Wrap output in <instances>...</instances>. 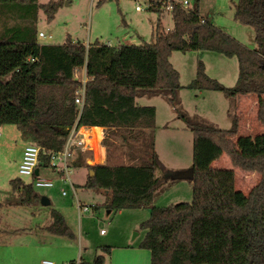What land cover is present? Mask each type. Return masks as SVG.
Returning a JSON list of instances; mask_svg holds the SVG:
<instances>
[{
  "label": "trees",
  "instance_id": "trees-1",
  "mask_svg": "<svg viewBox=\"0 0 264 264\" xmlns=\"http://www.w3.org/2000/svg\"><path fill=\"white\" fill-rule=\"evenodd\" d=\"M161 2L148 0L147 9L162 13ZM63 3L0 0V79L10 75V81L21 79L33 90L30 109L12 122L25 141L42 147L39 170L50 168L51 152L64 148L75 125L104 127L106 162L87 164L91 152L77 151L71 166L94 172L82 187L107 191L105 206L111 212L149 210V217L140 224L145 234L139 247L150 252V264H264V131L255 136L240 134L237 114L226 130L187 115L180 105V73L170 61L174 51L236 56L235 85L221 84L199 59L196 76L186 87L221 91L235 103L241 96L255 95L257 118L264 125V0L232 2L234 19L254 30V49L203 16L200 0H194L190 10L175 6L170 30L158 20L149 43L106 48L99 41L86 46L69 39L62 45L40 44L39 11L52 21ZM85 65L88 79L80 110L75 98L81 81L75 70ZM143 95L164 96L193 132L190 202L155 203L169 173L155 150L156 108L139 104L137 98ZM223 154L241 169L260 175L248 194L236 189L234 170L213 166ZM125 155L127 162L121 158ZM35 178L36 174L30 183L20 177L11 180L17 205L40 204ZM50 217L47 231L76 238L60 211L51 208ZM110 254L111 247L104 246L93 261L80 258V264H104Z\"/></svg>",
  "mask_w": 264,
  "mask_h": 264
},
{
  "label": "rangeland",
  "instance_id": "rangeland-1",
  "mask_svg": "<svg viewBox=\"0 0 264 264\" xmlns=\"http://www.w3.org/2000/svg\"><path fill=\"white\" fill-rule=\"evenodd\" d=\"M49 1L39 0V3ZM233 1L237 0H200L201 14L254 49V30L234 19ZM65 2L52 21H47L42 9L39 11L38 31L53 36L46 41L39 40L40 44L62 45L71 39L86 46L99 41L106 48H116L122 44L151 42L158 20L166 30L173 28L171 14L148 10V0H107L100 5L98 0H71L67 5ZM138 4L140 10L137 9ZM199 59L205 63L206 72L224 86L230 87L237 82L236 56L229 57L212 51H174L170 61L179 71L183 86L179 94L181 109L192 118L202 119L225 130L232 127L233 115L237 114L240 134L255 136L262 133L264 125L257 118L256 96L245 97L241 99L242 102L238 98L235 103L221 91L186 87L196 76ZM10 80V75L0 79V121L6 119L0 123V264H41L43 260H51L55 264L75 261L77 264L80 258L91 262L97 254L102 253L104 246L111 247V254L105 257L104 264H150V252L139 247L145 234L140 224L149 217V210L113 211L107 216L104 194L82 187L88 175L83 168H72L70 177L77 199L90 204V211L79 214L71 185L55 177L54 187H35L39 194L51 200V205H8L17 202L11 180L20 177L27 183L32 181L30 176L19 173L23 150L30 142L21 137L17 125L12 121L30 109L33 90L21 79ZM15 98L19 103L15 102ZM137 102L156 108L155 150L169 173L156 194L155 203L167 206L190 202V178H177L176 175L180 169L192 165L193 132L171 109L164 96L143 95L137 98ZM213 166L234 170L236 189L246 194L260 181V175L234 165L226 154L213 162ZM50 172L49 168H42L40 177H47ZM64 190L67 196L62 195ZM95 205L99 207L93 209ZM50 207L64 215L76 234L75 239L52 234L44 228L51 218ZM101 230L106 234H101Z\"/></svg>",
  "mask_w": 264,
  "mask_h": 264
},
{
  "label": "built area",
  "instance_id": "built-area-1",
  "mask_svg": "<svg viewBox=\"0 0 264 264\" xmlns=\"http://www.w3.org/2000/svg\"><path fill=\"white\" fill-rule=\"evenodd\" d=\"M162 10L164 12H169L171 14L175 6H181L185 10H190L194 6V0H162L161 2ZM137 9L140 10V4L137 5ZM51 34L46 35L43 31H39L38 40L46 41L47 39H52ZM27 61H39L35 58H29ZM76 78L80 79L81 85L76 92L75 102L81 110L85 102L86 93V82H87V67L86 65L82 69L75 70ZM82 74V75H81ZM81 75V76H80ZM87 126L75 125L72 127L67 135V139L64 148L57 152H51L50 154V168L51 170L57 171L60 180L63 183H68L71 185L74 196L78 203L79 214L82 211H90L91 206L88 204L81 203L77 199L75 186L72 183L70 174L72 170L71 162L77 151H86L92 144L89 142V134ZM42 147L33 143H29L25 146L22 154V159L19 165V173L21 175L30 176L31 178L35 174V170L38 168L40 161V152ZM34 187L38 188H52L55 186V182L52 179L40 177V170L37 178L33 179ZM66 191H63V195H66ZM104 231H102L103 233ZM41 264H55L51 260H43Z\"/></svg>",
  "mask_w": 264,
  "mask_h": 264
},
{
  "label": "crops",
  "instance_id": "crops-1",
  "mask_svg": "<svg viewBox=\"0 0 264 264\" xmlns=\"http://www.w3.org/2000/svg\"><path fill=\"white\" fill-rule=\"evenodd\" d=\"M67 42V41H66ZM75 76H76V74H75ZM250 96H253V95H245V96H241V97H239V99H240V101L239 102H242V100L241 99H243L244 100V98L246 97L247 99L248 98H250ZM255 96V95H254ZM170 107H171V105H170ZM171 109H173L172 107H171ZM156 116H157V113H156ZM99 128H101V130L99 131ZM88 131H90L89 133H87V134H89V142H90V140H94V142H95V147H94V145L92 144V147H89V149L87 150V151H90L91 152V157L90 158H88L87 159V164H90V165H93V164H103V163H105L106 162V160H107V151H106V147H105V145L103 144V139H104V136H105V134H106V129L104 128V127H97V126H94V127H89L88 128ZM100 133H101V137H100ZM118 139H119V137H118ZM121 158H123V160L125 161V162H127V155H125L124 157H121ZM191 166L192 165H190L189 167H186V168H191ZM80 168H83V169H85V171H86V173L87 174H89V170L86 168V167H80ZM186 168H183V169H180V171H184V170H188V169H186ZM51 170V169H50ZM179 171V172H180ZM51 176V177H50ZM87 176V175H86ZM53 177H55L56 179H59L60 180V177H59V175H58V173H57V171H55V170H51V172H50V174L47 176V177H44V178H48V179H52L53 180ZM60 182H61V180H60ZM86 182V181H85ZM64 191H66V190H64ZM100 193H102V194H104V196L103 197H105V199H106V195H107V191H101ZM62 195H63V192H62ZM63 196H67V193H66V195H63ZM7 203V202H6ZM82 203H84V204H87V203H85V202H82ZM8 205H10L11 207L12 206H16L17 204H16V202H13V203H11V204H8ZM51 205V204H50ZM90 205V204H89ZM50 208H52V207H50ZM56 209V208H55ZM50 220H51V218H50ZM50 220H49V222H50ZM49 222H48V224H49ZM47 224V225H48ZM47 225H45V227L47 226ZM44 227V228H45ZM102 231H104V230H101V234H106L105 232H103L102 233ZM72 262H74V264H75V261H72ZM71 263V262H70ZM71 264H73V263H71ZM77 264H80V260L77 262Z\"/></svg>",
  "mask_w": 264,
  "mask_h": 264
},
{
  "label": "water",
  "instance_id": "water-1",
  "mask_svg": "<svg viewBox=\"0 0 264 264\" xmlns=\"http://www.w3.org/2000/svg\"><path fill=\"white\" fill-rule=\"evenodd\" d=\"M69 1L71 2V0H66V5L69 4ZM91 176H94V172L90 171L89 172ZM35 174L38 175L39 174V168H37L35 170ZM177 178H192L193 177V168H189L188 170H184V171H180L179 173H177L176 175ZM41 205L43 206H49L51 204V200L47 197V196H42L41 200H40ZM111 213L110 210H108L107 212V216H109V214Z\"/></svg>",
  "mask_w": 264,
  "mask_h": 264
},
{
  "label": "bare ground",
  "instance_id": "bare-ground-1",
  "mask_svg": "<svg viewBox=\"0 0 264 264\" xmlns=\"http://www.w3.org/2000/svg\"><path fill=\"white\" fill-rule=\"evenodd\" d=\"M90 131H87V133H89ZM100 137H101V133H100ZM90 143H92L95 146V142L94 140H90Z\"/></svg>",
  "mask_w": 264,
  "mask_h": 264
}]
</instances>
